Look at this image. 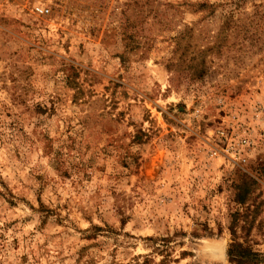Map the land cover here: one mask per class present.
<instances>
[{"label": "rangeland", "instance_id": "rangeland-1", "mask_svg": "<svg viewBox=\"0 0 264 264\" xmlns=\"http://www.w3.org/2000/svg\"><path fill=\"white\" fill-rule=\"evenodd\" d=\"M244 176L264 253V0H0V264H228Z\"/></svg>", "mask_w": 264, "mask_h": 264}, {"label": "trees", "instance_id": "trees-1", "mask_svg": "<svg viewBox=\"0 0 264 264\" xmlns=\"http://www.w3.org/2000/svg\"><path fill=\"white\" fill-rule=\"evenodd\" d=\"M190 5L196 6V8L202 7V4H207V6L212 7L216 3L207 1L203 2H189ZM254 181L248 177L244 176L240 182L235 185L236 191L233 200L239 206H244V209H235L229 215L228 222V232L230 235L229 242L227 243L225 255L228 264H264V253L254 250L245 239L248 231L243 225L249 222V206L251 204V193L253 190ZM254 207V206H253ZM252 211V209H251ZM97 229V226H93ZM241 231H244L240 234ZM240 235H243V239H239ZM147 239H151L148 237ZM168 237L162 238L161 240L166 241ZM157 252H162V248H154ZM166 254L159 259L157 263L152 262V264H169V260L166 259ZM149 259L146 255L142 256L141 264H148ZM138 264V262H136ZM111 264V263H109Z\"/></svg>", "mask_w": 264, "mask_h": 264}, {"label": "built area", "instance_id": "built-area-1", "mask_svg": "<svg viewBox=\"0 0 264 264\" xmlns=\"http://www.w3.org/2000/svg\"><path fill=\"white\" fill-rule=\"evenodd\" d=\"M34 10L39 13L43 14L48 11L47 8L41 6H34ZM216 137H226V131L224 129H216ZM231 137V136H230ZM229 137V138H230ZM237 140H235L234 145L225 144L224 148H220L217 151L212 149V154L218 156L222 159V161H226L230 164H237L238 162H244L246 157V151L249 146V140L247 136L243 133L237 136ZM227 143V139H226Z\"/></svg>", "mask_w": 264, "mask_h": 264}, {"label": "bare ground", "instance_id": "bare-ground-1", "mask_svg": "<svg viewBox=\"0 0 264 264\" xmlns=\"http://www.w3.org/2000/svg\"><path fill=\"white\" fill-rule=\"evenodd\" d=\"M223 245V244H222ZM212 248H215V249H212V250H214V252H211L213 255H216L217 257H218V255H221L222 254V246H218V245H216L215 247H212ZM211 250V251H212ZM210 251V250H209Z\"/></svg>", "mask_w": 264, "mask_h": 264}]
</instances>
